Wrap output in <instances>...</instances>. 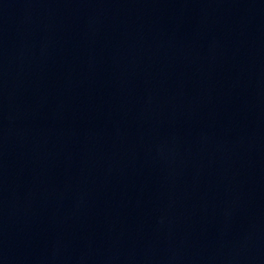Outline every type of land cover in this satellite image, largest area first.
<instances>
[{"label":"water","instance_id":"obj_1","mask_svg":"<svg viewBox=\"0 0 264 264\" xmlns=\"http://www.w3.org/2000/svg\"><path fill=\"white\" fill-rule=\"evenodd\" d=\"M0 264H264V0H0Z\"/></svg>","mask_w":264,"mask_h":264}]
</instances>
